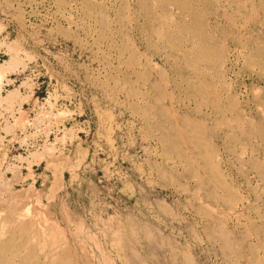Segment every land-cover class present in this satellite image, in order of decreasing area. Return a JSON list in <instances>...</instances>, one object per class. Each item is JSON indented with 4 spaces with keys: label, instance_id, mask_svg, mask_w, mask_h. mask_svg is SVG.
Returning <instances> with one entry per match:
<instances>
[{
    "label": "rangeland",
    "instance_id": "374dc122",
    "mask_svg": "<svg viewBox=\"0 0 264 264\" xmlns=\"http://www.w3.org/2000/svg\"><path fill=\"white\" fill-rule=\"evenodd\" d=\"M0 83V245L20 222L68 264H264V0H0Z\"/></svg>",
    "mask_w": 264,
    "mask_h": 264
},
{
    "label": "bare ground",
    "instance_id": "6f19581e",
    "mask_svg": "<svg viewBox=\"0 0 264 264\" xmlns=\"http://www.w3.org/2000/svg\"><path fill=\"white\" fill-rule=\"evenodd\" d=\"M233 2V1H232ZM243 6V5H242ZM244 7V6H243ZM243 10V9H242ZM241 11V10H240ZM152 31V30H151ZM156 33V32H155ZM158 34V33H157ZM160 34V33H159ZM164 34V33H163ZM186 34V33H185ZM205 38V37H204ZM199 43V42H198ZM201 44V43H200ZM196 46H197V44H196ZM221 49V48H220ZM204 52V51H203ZM208 52V51H207ZM206 52V53H207ZM209 53V52H208ZM211 53V52H210ZM208 55V54H207ZM213 55V54H212ZM206 56V55H205ZM207 58V57H206ZM211 58V57H210ZM215 61V60H214ZM201 63V62H200ZM201 71V70H200ZM142 78H144V77H142ZM1 84L2 83H0V88L2 87L1 86ZM155 87V86H154ZM211 87V86H210ZM151 88V87H150ZM156 88V87H155ZM180 88V87H179ZM203 88V87H202ZM153 89V88H152ZM225 95V94H224ZM228 95V94H227ZM252 96H253V94H252ZM11 97V96H10ZM226 97H228V96H226ZM218 101V100H217ZM238 102V101H237ZM210 104V103H209ZM263 104V103H262ZM204 105V104H203ZM199 107H200V105H199ZM234 107V106H233ZM234 114V113H233ZM194 121V120H193ZM197 121V120H196ZM233 121V120H232ZM185 123V122H184ZM190 123V122H189ZM197 123V122H196ZM245 123V122H244ZM190 124H193V123H190ZM223 124H224V122H223ZM250 124V123H249ZM176 125V124H175ZM194 125V124H193ZM189 126V125H188ZM201 126V125H200ZM240 126V125H239ZM252 128V127H251ZM263 128V127H262ZM253 129V128H252ZM255 129V128H254ZM261 130V129H260ZM176 131H178V132H182V131H179V130H176ZM262 131V130H261ZM196 131H193V133H195ZM198 132V131H197ZM183 133V132H182ZM191 133H192V131H191ZM258 133V132H257ZM260 133V132H259ZM198 134V133H197ZM176 135H179V133H177ZM181 135V134H180ZM179 135V136H180ZM189 135V134H188ZM186 136H187V134H186ZM191 136H192V134H191ZM190 136V137H191ZM195 136V135H194ZM185 138H187V137H185ZM184 138V139H185ZM169 140V139H168ZM170 141V140H169ZM172 141V140H171ZM170 141V142H171ZM184 141V140H183ZM189 141L192 143V145H193V149H195L196 151H198L197 153L199 154V155H196L197 156V158L199 157V159L200 160H202V161H204L205 162V165H206V162H207V164H209L208 163V161H209V156H210V154L208 153L209 151H206L205 152V148H204V145L203 144H201V142H200V139L197 137V139H196V137H192V138H190L189 139ZM173 142V143H172ZM171 142V146H172V149L173 150H175V151H177V149H179L178 147V145H177V143L176 142H174V140ZM186 142V141H185ZM178 143H182V142H178ZM191 143H190V145H191ZM183 144V143H182ZM185 144V143H184ZM181 145V144H180ZM186 145V144H185ZM192 147V146H191ZM207 149V148H206ZM194 150V151H195ZM191 151V150H190ZM179 152L181 153V151L179 150ZM212 152V151H211ZM179 153V154H180ZM251 153V152H250ZM177 155V154H176ZM182 157L184 156V153H183V155H181ZM189 156H190V153H189ZM191 157V156H190ZM239 157V156H238ZM179 158V157H178ZM181 159H184V157L183 158H181ZM190 159V158H189ZM185 160L187 161L188 159H186L185 158ZM198 160V159H197ZM197 160H195V162L197 161ZM199 161V160H198ZM191 162V160H189V162H187L186 164L188 165L189 163ZM194 162V161H193ZM238 162V161H237ZM185 163V162H184ZM197 163H199V162H197ZM196 163V164H197ZM190 164H192V163H190ZM209 165H211V164H209ZM193 166V165H192ZM191 166V167H192ZM199 166V165H198ZM203 166V165H202ZM212 166V165H211ZM255 166V165H254ZM185 168L187 167V166H184ZM183 167V168H184ZM191 167H187V169H186V173H187V175L189 176V178L190 179H193V180H196V181H198L197 183L198 184H200V186L202 185V183L204 182V181H207V182H209V183H213L214 184V186H213V188L216 186V185H218V183H219V181L217 180V178L216 177H218L217 175H215V171H216V169H215V167H213V168H211V169H208V167H201L200 169H201V171L204 173V175L203 176H199L198 174H200V173H198L197 174V172H195L196 170H192L191 169ZM197 169V168H196ZM200 169H199V171H200ZM219 171V170H218ZM185 172V171H184ZM217 172V171H216ZM202 173V174H203ZM160 175V174H159ZM259 175V174H258ZM162 176H163V174H162ZM216 176V177H215ZM260 176V175H259ZM164 178H165V176H163ZM261 177V176H260ZM182 178H184L183 176H182ZM164 180H166V179H164ZM222 180V179H221ZM206 183V182H205ZM208 183V184H209ZM225 182H223L222 184H224ZM207 184V183H206ZM212 184V185H213ZM199 186V188H201ZM205 186V185H204ZM220 186V184L218 185V187ZM223 186L224 185H221V187L223 188ZM196 187V186H195ZM217 187V186H216ZM215 187V188H216ZM226 187V186H225ZM203 188H206V187H203ZM231 188V187H230ZM196 189H198V188H196ZM228 190V189H227ZM197 191V190H196ZM199 191V190H198ZM201 191V190H200ZM183 192V191H182ZM213 192V191H212ZM212 192H210V191H204L203 190V194H204V196L205 197H212ZM192 194V193H191ZM213 195H214V193H213ZM234 195V194H233ZM216 198V197H215ZM258 200V199H257ZM223 201V200H222ZM239 202V201H238ZM1 203V202H0ZM10 207V206H9ZM15 208V207H14ZM163 212L165 213L166 211L163 209ZM11 213V212H10ZM172 216V215H171ZM259 217V216H258ZM264 218V217H263ZM173 219V218H172ZM213 219V218H212ZM260 219H262V218H260ZM214 220V219H213ZM26 221V220H25ZM17 222V221H16ZM214 222V221H213ZM13 223V222H12ZM46 223V222H45ZM212 224V223H211ZM13 225V224H12ZM31 225V224H30ZM216 225H217V223H216ZM15 226V227H14ZM14 226H12L11 228H12V232L15 230V234H14V237L11 239V240H9V241H7L8 242V244H4L3 245V243H2V245H0V264H7L6 263V261L3 259V256H2V254H7L6 252H10V253H13L14 255H16L18 252H19V249L23 246V247H26L24 250L27 252V249L29 248V247H31V246H33L34 244H35V246H38V248H39V252H43V250H48L49 251V254H50V258L48 257V259H46V261H42L43 262V264H68V263H66L65 262V258H63L62 256H60V255H58V253H56V249L55 250H53L52 251V246H54V245H56L59 241L57 240V239H55V237L53 236V235H51V231L49 230V232L48 233H42V232H40L39 230H36V231H31V232H33V235H32V237H30V239H28L27 238V235L28 234H26L27 233V228L29 227V225H27V224H22V223H20V222H18V223H15V225ZM32 227H33V225H31ZM47 226H48V224H47ZM13 227L15 228V229H13ZM31 227V228H32ZM52 228V227H51ZM210 227H208L207 229H209ZM260 229V228H259ZM48 230V229H47ZM11 232V234H13ZM47 232V231H46ZM208 232V231H207ZM226 232V231H225ZM222 233H223V231H222ZM60 233H58V235H59ZM56 235H57V233H56ZM208 235V234H207ZM229 235H230V233H229ZM12 236V235H11ZM142 236V235H141ZM41 237H43V239L41 238ZM63 238V237H62ZM144 238V237H143ZM212 239V238H211ZM239 239V238H238ZM214 240H215V238H214ZM228 240H229V237H228ZM227 240V241H228ZM264 240V239H263ZM226 241V242H227ZM231 241V240H230ZM230 241H228V242H230ZM235 241V240H234ZM243 241V240H242ZM18 243L19 245V247L17 246L16 247V249H14L13 248V246H12V243ZM64 242V241H63ZM236 242V241H235ZM240 242V241H239ZM5 243V242H4ZM122 243V242H121ZM128 243V240L127 239H124V244H127ZM237 243V242H236ZM61 244V243H60ZM149 244H150V241H149ZM226 244V243H225ZM243 244V243H242ZM62 245V244H61ZM223 245V244H222ZM232 246H234L233 244H231ZM250 245V244H249ZM21 246V247H20ZM151 246V245H150ZM227 246V245H226ZM34 247V246H33ZM57 247V246H56ZM243 247V246H242ZM250 247V246H249ZM18 248V249H17ZM59 248V247H58ZM62 248V247H61ZM121 248H123V247H121ZM222 248V247H221ZM224 248H225V245H224ZM223 248V249H224ZM244 248V247H243ZM242 249V248H241ZM32 250V249H31ZM37 250V249H36ZM76 250H77V248H76ZM253 250V249H252ZM35 250H33V252H34ZM223 251V250H222ZM224 251H225V249H224ZM237 251V250H236ZM31 252V251H30ZM29 252V253H30ZM65 252V251H64ZM28 253V254H29ZM176 253V252H175ZM252 253V252H251ZM21 254V253H20ZM33 254V253H32ZM65 254V253H64ZM127 254V253H126ZM31 255V253L29 254V256ZM128 255V254H127ZM11 256V255H10ZM21 256V255H20ZM19 256V257H20ZM38 256V255H37ZM37 256H36V258H37ZM135 256H136V254H135ZM181 256V255H180ZM34 257V256H33ZM42 257V256H41ZM6 258H8V257H6ZM30 259H31V257H29ZM35 258V257H34ZM44 258V257H43ZM26 259V258H25ZM38 259H40V258H38ZM181 259V258H180ZM252 259V258H251ZM7 260V259H6ZM9 260V259H8ZM7 260V261H8ZM18 260V259H17ZM14 261V260H13ZM152 261V260H151ZM25 262V261H24ZM74 263H76L75 261H73ZM72 262V263H73ZM154 262V261H153ZM255 262H257V260L255 261ZM259 262V261H258ZM9 263V262H8ZM28 263V262H27ZM83 263V262H82ZM36 264V263H35ZM80 264V263H79ZM85 264V263H84ZM88 264V263H87ZM149 264H155V263H152V262H150ZM252 264H256V263H252ZM259 264V263H258Z\"/></svg>",
    "mask_w": 264,
    "mask_h": 264
},
{
    "label": "built area",
    "instance_id": "2783aa9c",
    "mask_svg": "<svg viewBox=\"0 0 264 264\" xmlns=\"http://www.w3.org/2000/svg\"><path fill=\"white\" fill-rule=\"evenodd\" d=\"M3 123L11 124V111L1 110L0 124H3Z\"/></svg>",
    "mask_w": 264,
    "mask_h": 264
},
{
    "label": "crops",
    "instance_id": "0c3cea01",
    "mask_svg": "<svg viewBox=\"0 0 264 264\" xmlns=\"http://www.w3.org/2000/svg\"><path fill=\"white\" fill-rule=\"evenodd\" d=\"M45 90V92L46 91H48V89L46 90V89H44ZM37 91H38V87L36 88V91H34V94L36 95L37 94ZM9 92H11V89H9ZM18 92L22 95L23 93H25L24 92V90L23 89H18ZM37 98V97H36ZM77 124H79V123H77ZM81 124V123H80ZM79 124V125H80ZM72 125H76L74 122H73V124ZM79 133V132H78Z\"/></svg>",
    "mask_w": 264,
    "mask_h": 264
}]
</instances>
